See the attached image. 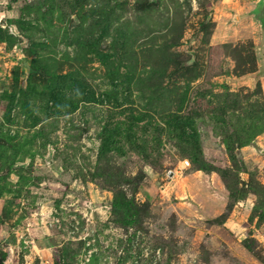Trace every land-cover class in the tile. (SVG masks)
<instances>
[{"label": "rangeland", "instance_id": "1", "mask_svg": "<svg viewBox=\"0 0 264 264\" xmlns=\"http://www.w3.org/2000/svg\"><path fill=\"white\" fill-rule=\"evenodd\" d=\"M215 3L0 0V264H264V80Z\"/></svg>", "mask_w": 264, "mask_h": 264}, {"label": "crops", "instance_id": "2", "mask_svg": "<svg viewBox=\"0 0 264 264\" xmlns=\"http://www.w3.org/2000/svg\"><path fill=\"white\" fill-rule=\"evenodd\" d=\"M214 14L216 41L253 38L258 69L240 78L248 83L264 80V0H216Z\"/></svg>", "mask_w": 264, "mask_h": 264}, {"label": "built area", "instance_id": "3", "mask_svg": "<svg viewBox=\"0 0 264 264\" xmlns=\"http://www.w3.org/2000/svg\"><path fill=\"white\" fill-rule=\"evenodd\" d=\"M184 163H185V164H188L189 162L186 160Z\"/></svg>", "mask_w": 264, "mask_h": 264}]
</instances>
